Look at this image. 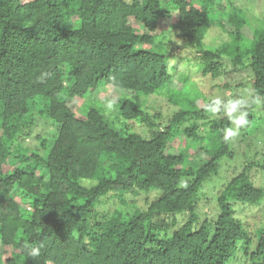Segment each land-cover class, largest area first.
<instances>
[{
  "label": "trees",
  "instance_id": "16d2710c",
  "mask_svg": "<svg viewBox=\"0 0 264 264\" xmlns=\"http://www.w3.org/2000/svg\"><path fill=\"white\" fill-rule=\"evenodd\" d=\"M226 1L0 0L1 264H264V228L251 233L236 208L264 201L254 180L264 152H250L264 149V12L250 17L249 6ZM213 26L227 34L219 48L206 44ZM175 37L196 49L213 87H247V98L232 92L210 113L215 98L171 64ZM100 83L123 91L118 120L92 101L77 116ZM158 95L178 109L151 111ZM229 100L242 102L232 117ZM38 121L53 129L31 147L24 130ZM177 145L189 152H171ZM238 154L243 167L221 187L222 159ZM141 194L153 197L146 207L134 200ZM203 198L215 200L214 213L202 211Z\"/></svg>",
  "mask_w": 264,
  "mask_h": 264
},
{
  "label": "rangeland",
  "instance_id": "374dc122",
  "mask_svg": "<svg viewBox=\"0 0 264 264\" xmlns=\"http://www.w3.org/2000/svg\"><path fill=\"white\" fill-rule=\"evenodd\" d=\"M234 1H235V5L238 7L249 6V9L252 10L253 12V15L250 17H253L255 14L262 15L264 12V0H234ZM218 2L223 6H225V8H229V4L226 0H218ZM225 14L226 12L223 10L221 12V15H225ZM136 28L142 30L141 26H137ZM248 29H251L249 25L244 26L242 31H244V33L246 34L248 33ZM208 32L210 33V36L207 39L206 44L207 46L213 48H219L220 43L227 38L226 32L217 26H213ZM247 37L250 36L246 35V38ZM174 39L177 41L176 46H174L175 52L177 53V60L174 58V60L171 61V64L176 63L178 70L188 72L190 74L192 84L197 85L203 91V93H205L208 97L219 98L221 101L226 100V98L229 99L234 94L233 90H228V89L224 90L223 88H220L218 86L213 87L216 84H218L217 83L218 80L216 81L215 79H213L211 76L208 75L207 76L199 75L198 73L199 53L196 52V49L191 50V48L190 49L184 48L186 50L183 51L182 46L184 44V40L177 39L176 37ZM188 57L191 59L190 61H188L187 59ZM239 75L240 74H237L235 77L239 78ZM236 78H231L230 80L235 79V81L233 82L243 81L241 80L242 78L241 79H236ZM172 85L177 87L178 81L177 80L174 81ZM184 90L185 91L189 90V86L188 85L185 86ZM122 95H123L122 90L100 83V85L97 88L90 90L89 93L79 101L76 109L77 116L79 117L83 116L86 111V107L84 103L88 101H92V103L97 107L101 105L108 106L109 108L108 112L111 115V117H113L114 120H118L119 115L117 114V111L114 109L113 106L120 105L121 102H119V100L122 97ZM234 95L236 96L237 99H239V97L247 98L248 96L247 87L245 89H243V87L237 89ZM150 104H148L150 105L149 107L150 110L154 112L158 111L162 113L164 118L166 117V115L169 116L175 110L178 109L176 105H173L170 102L169 98L164 95L161 96L158 95L152 98V103ZM136 128L138 129L139 132L149 136V130L145 125H138L136 126ZM50 129H53L51 125L47 123H43L42 121H38V127H35V130H33L31 134H29L28 129L24 130V133L27 135L26 143L31 147H35L39 143V139L36 137L37 134L41 133L42 131L50 130ZM181 145L180 146L177 145L178 147L176 146L175 148H172L171 152L185 150L187 147L192 146L193 143L187 144L186 148L185 147L183 148L182 147L183 145L182 146ZM186 151L189 152V149H186ZM256 151H258L259 153L257 154ZM250 152L253 156H256V159L261 160V158H263L264 149L262 147L260 149L253 148ZM243 160H244V156L241 154L235 155L234 158H231L230 156L223 158L222 159L223 165L220 169V173L218 177L219 180H217L216 182H219L218 184L222 187L223 184H225L233 174L238 173L239 170H241V168L243 167L241 165L243 163ZM15 162L16 160L14 159V157H12L11 160L6 165V170L10 169L11 164ZM33 166L34 167L32 169L38 172L39 174L41 175L48 174V171L44 165L33 164ZM254 180L257 182V184L264 187V172L255 173ZM218 193L219 192L217 191V194ZM152 198H153L152 195L146 197L143 194H141L138 197H135L134 200L136 201L137 206L146 207L147 202ZM117 201L118 199L114 197L110 202L106 201V206L110 207L112 206L113 203H116ZM214 201L215 200L212 199V203H209L207 198H203L202 202L200 203L202 211H209L210 213H214L215 212ZM25 202L26 203H24L23 205L26 208H33V206H35L34 201L31 198L26 199ZM236 208H237V215L243 219L244 226L246 227V229H249L251 233L258 232L261 228H264V201L260 207H254V206L243 207L242 205L241 206L238 205ZM186 219L187 217H183V218L180 217L179 222L182 223ZM5 257L6 254L0 256V264L3 262ZM229 264H246V263L242 261V259H240L239 261H233L230 262Z\"/></svg>",
  "mask_w": 264,
  "mask_h": 264
},
{
  "label": "clouds",
  "instance_id": "9594fccd",
  "mask_svg": "<svg viewBox=\"0 0 264 264\" xmlns=\"http://www.w3.org/2000/svg\"><path fill=\"white\" fill-rule=\"evenodd\" d=\"M222 101L219 98H215L214 102L208 106V110L212 113H215L218 110V106ZM242 102L238 100H229L228 104L225 106V111L228 113L229 117H232L233 113H236L238 109L241 107ZM246 116V113L236 117L235 123L237 125L243 124L245 122L244 117ZM235 135L234 130L229 129L225 133V139H227L230 136ZM29 255L32 257H36L39 255V249L33 248L29 251Z\"/></svg>",
  "mask_w": 264,
  "mask_h": 264
}]
</instances>
